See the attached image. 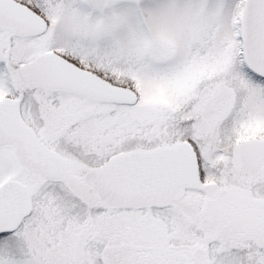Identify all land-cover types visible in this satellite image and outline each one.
<instances>
[{
    "label": "snow or ice",
    "instance_id": "6c2138e0",
    "mask_svg": "<svg viewBox=\"0 0 264 264\" xmlns=\"http://www.w3.org/2000/svg\"><path fill=\"white\" fill-rule=\"evenodd\" d=\"M0 264H264V0H0Z\"/></svg>",
    "mask_w": 264,
    "mask_h": 264
}]
</instances>
